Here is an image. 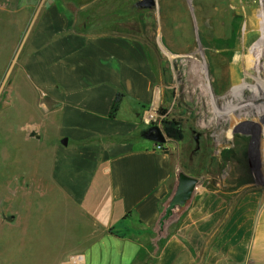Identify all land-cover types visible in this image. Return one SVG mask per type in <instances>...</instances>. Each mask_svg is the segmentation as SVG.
I'll list each match as a JSON object with an SVG mask.
<instances>
[{"label":"crops","instance_id":"crops-1","mask_svg":"<svg viewBox=\"0 0 264 264\" xmlns=\"http://www.w3.org/2000/svg\"><path fill=\"white\" fill-rule=\"evenodd\" d=\"M75 5L79 10L57 3L47 9L25 63L28 77L55 104L51 125L38 138L52 125L57 136L48 186L44 179L24 180L17 191L47 187L65 204L61 223L24 224L36 237L48 231L53 254L37 264H67L75 252L84 254V264H264V188L198 186L159 230L180 166L172 151L141 136L143 113L157 99L151 53L113 23L103 29L96 19L84 20L80 11L94 5ZM118 94L120 108L111 117ZM16 213L20 220L27 210ZM77 214L78 224L70 223Z\"/></svg>","mask_w":264,"mask_h":264},{"label":"rangeland","instance_id":"rangeland-1","mask_svg":"<svg viewBox=\"0 0 264 264\" xmlns=\"http://www.w3.org/2000/svg\"><path fill=\"white\" fill-rule=\"evenodd\" d=\"M137 1L0 0V264H37L39 257H52L47 246V230H43L40 237L34 236L30 227L24 230L29 223H61L63 218L58 211L63 208L59 206L65 204L59 205L61 201L53 190L29 187L23 189L25 193L22 195L17 191L24 180L33 185L44 179L43 183L48 186L46 180L53 166L49 149L57 136L56 128L52 125V132L38 136L41 129L51 125L48 110L55 104L46 91L28 77L25 63L35 51L33 39L39 33L40 19L54 3L75 10H79L75 4L94 5L80 11L84 20L96 19L97 27L103 29L113 23L112 29L143 41L158 75L155 104L163 116L159 125L164 130V121H169L177 124L183 134L182 138L167 136L162 147L176 155L179 170L199 178L200 189L264 188V177H256L264 170V155L260 153V145L263 144L264 148V126L259 123L264 117L253 116V120L241 121L236 131H232V124L227 126V132L232 131V139L224 140L223 144H228L220 148L218 121L206 101L199 103L194 83L189 82L185 74L193 62H203L207 53L231 48L224 32L214 35L209 30L213 22L207 7L209 2L216 0H157L152 8H139ZM229 1H235L239 7L246 6V1H255L259 9L264 3V0ZM183 14H188L189 38H182L177 32V23L185 22L181 21ZM167 17L170 25L164 24ZM243 98L253 99V90L246 89ZM215 108L220 112L227 109L221 103ZM145 128L143 126L140 132ZM197 134H200L198 149ZM235 140L240 142V147L237 145L233 150ZM233 159L245 161L243 165L229 166ZM225 174L229 176L225 177ZM22 208L27 213L23 219L17 220L16 211ZM80 219L81 215L77 214L70 223L76 224ZM163 237L162 233L153 241V253H157Z\"/></svg>","mask_w":264,"mask_h":264},{"label":"bare ground","instance_id":"bare-ground-1","mask_svg":"<svg viewBox=\"0 0 264 264\" xmlns=\"http://www.w3.org/2000/svg\"><path fill=\"white\" fill-rule=\"evenodd\" d=\"M208 4L207 10L212 15L210 18L213 22L209 30L214 35L225 33L231 48L213 54L207 53L203 62H193V65L185 70V74L188 81L194 83L193 88L199 95V103L206 101L209 111L218 121L217 131L220 135L218 145L221 148L228 144L224 145V140L232 139V131L239 129L241 121L245 123L253 120V116L264 117V3L261 9L255 1H246V6L241 7L235 1L229 0H216ZM187 15L183 14L181 19L185 22L177 23V32L182 34V38L191 37ZM167 23L169 24L168 17L164 20V24ZM246 89L253 90V99L243 98ZM219 103L227 108L225 112L215 108ZM259 123L261 127L264 126V120ZM230 124L233 125L232 131L227 132V126ZM239 144L240 142L235 140L233 150ZM260 153L264 155L263 144L260 145ZM244 161L233 159L229 166L236 163L243 165ZM227 176L229 174H225V177ZM260 176L264 177V170L260 175H256Z\"/></svg>","mask_w":264,"mask_h":264},{"label":"water","instance_id":"water-1","mask_svg":"<svg viewBox=\"0 0 264 264\" xmlns=\"http://www.w3.org/2000/svg\"><path fill=\"white\" fill-rule=\"evenodd\" d=\"M157 4V0H138L136 6L139 8H152ZM35 133H32L34 135ZM141 135L155 143H165L167 135L160 125H150L142 130ZM200 134L195 137L196 149L200 147L199 141ZM67 143V139L64 140ZM199 185V178L191 175L183 170L177 173V186L174 194L169 199L164 213L160 218L159 230L163 231L165 222L173 216L174 213L183 211L191 201L196 188Z\"/></svg>","mask_w":264,"mask_h":264},{"label":"built area","instance_id":"built-area-1","mask_svg":"<svg viewBox=\"0 0 264 264\" xmlns=\"http://www.w3.org/2000/svg\"><path fill=\"white\" fill-rule=\"evenodd\" d=\"M163 116L158 111V106L152 104L147 108L142 117L143 125L147 128L150 125H159L162 122ZM159 148H163L161 144H156ZM67 264H84V254L81 252L72 253L67 261Z\"/></svg>","mask_w":264,"mask_h":264},{"label":"trees","instance_id":"trees-1","mask_svg":"<svg viewBox=\"0 0 264 264\" xmlns=\"http://www.w3.org/2000/svg\"><path fill=\"white\" fill-rule=\"evenodd\" d=\"M122 96H123L122 94H118L117 97L115 98L111 111V117H115L116 112L119 110ZM164 131L167 134V136L171 138L183 137V134L181 130L177 127V124H173L169 121H164ZM157 144H161L163 146L164 143H157ZM159 225H160V221L158 223V227Z\"/></svg>","mask_w":264,"mask_h":264},{"label":"flooded vegetation","instance_id":"flooded-vegetation-1","mask_svg":"<svg viewBox=\"0 0 264 264\" xmlns=\"http://www.w3.org/2000/svg\"><path fill=\"white\" fill-rule=\"evenodd\" d=\"M199 183H200V181H199ZM209 184H211V183H209ZM212 186H216V185H212Z\"/></svg>","mask_w":264,"mask_h":264}]
</instances>
